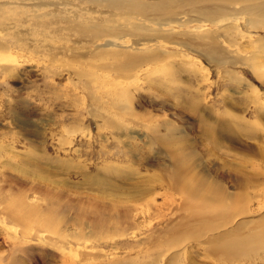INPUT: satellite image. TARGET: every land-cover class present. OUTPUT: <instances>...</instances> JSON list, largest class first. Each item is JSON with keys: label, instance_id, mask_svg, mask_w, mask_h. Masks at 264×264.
Masks as SVG:
<instances>
[{"label": "rangeland", "instance_id": "374dc122", "mask_svg": "<svg viewBox=\"0 0 264 264\" xmlns=\"http://www.w3.org/2000/svg\"><path fill=\"white\" fill-rule=\"evenodd\" d=\"M125 1L0 0V191L59 215L0 264H264V19Z\"/></svg>", "mask_w": 264, "mask_h": 264}, {"label": "bare ground", "instance_id": "6f19581e", "mask_svg": "<svg viewBox=\"0 0 264 264\" xmlns=\"http://www.w3.org/2000/svg\"><path fill=\"white\" fill-rule=\"evenodd\" d=\"M183 1H185V0H183ZM199 1H201V3H204V2L214 3L220 7V9L218 10V12H219L218 18L216 17V19L213 21L207 20V19L199 20V26L194 28V30H195L194 32H196L198 35H201V37H203V38L205 37L206 39L208 38V36H206L207 34L205 33L206 32V26L209 23L215 24L216 26H218L221 29V27L222 28L225 27V25H228V23L231 25L233 24L235 26L237 21L239 19L243 18L242 14H246L250 17H253L255 22H256V19H264V0H199ZM125 2H126L125 0H109L110 6L116 10L125 9L127 7V5L124 4ZM161 8H162V6H161ZM163 13H164V11H162V14ZM163 15H165V13ZM186 16H187V14H183V13L179 14V13L175 12V13H170L169 15H167V17L163 16V17H165V19H162V20H159L156 18H151L152 20H150L149 18H147L148 20L143 19L145 26L143 25L144 27L140 26L139 28H141V30L146 31L147 29L145 27L147 25L145 22L150 21V22H152L153 25L156 26V27H153L154 31L156 30L157 32H162V33L165 32V34H172L173 32L176 31L174 29V26L179 25V27H180L181 24H183V22L189 17V15H188V17H186ZM159 18H161V17H159ZM244 19H245V16H244ZM238 24L239 23H237L236 25H238ZM253 26H254V24H253ZM235 28H238V27L236 26ZM230 29H232V28H230ZM234 32H237V31H234ZM226 33L227 32H225V34L223 35L224 38L227 35ZM239 34H240V32H239ZM210 40H211V44L214 45V43H215L214 37ZM95 44H97V46H102L104 48L109 47V48H112L113 50L123 49L125 51H130L131 53H132V51L135 50V52L138 51L139 54H144L147 51L154 49L153 48L154 46L156 48H158L156 46L158 44V42L156 40H151V39L150 40L147 39V40H144L142 42H135L133 44L130 43V45H129L128 43L120 41V39L117 37H112V38H106V39L101 38L98 41H96ZM0 49H3L1 46V42H0ZM3 53H5V52H3ZM135 54H136V56H134V54H133L132 57L135 60L139 59L140 55L137 53H135ZM2 57H6V56L0 55V66L2 63H4L3 62L4 58L2 59ZM134 59H132V60L134 61ZM8 61H9V59H8ZM129 63H130V60H129ZM250 66L256 71L259 70L258 69L259 67L257 68V65H255V64H253V65L251 64ZM125 67L127 68V66H125ZM256 73L258 75L259 72H256ZM137 75H138V73H136L135 76H134V74H132V75L130 74L129 79L131 81L135 80L137 78L136 77ZM120 91L121 92L119 94L126 96L125 94H127V93L124 90H120ZM117 96H118V94H117ZM18 196L8 194L4 190L0 191V245H3L8 249V252L10 253L9 256H12L14 251L20 249L22 243L26 239L33 240L34 242L40 243V244L53 245V242L51 240L52 237H49V236L44 235V234H40L39 233L40 229L38 230L37 226L42 224L47 229H49V228L51 229L54 226V224H56V222L59 221L58 220L59 219L58 214L55 215V213H54V216H48L51 212V209L44 211L43 209H40V207L37 204L27 202L26 199H23V197H20V195H18ZM96 225H101L102 227H104V224H102V223H97ZM32 231H34V233ZM40 232H42V231H40ZM237 241H239L238 243L241 244L240 240H237ZM237 241H235L236 244H237ZM244 241H246V240H244ZM263 246H264V244H263ZM247 248H248L247 245H241V248L239 247L241 253L240 252H238V253H240L241 256H243L245 253L247 256L252 251V250H248ZM236 249L239 251L238 246ZM234 251H236V250H234ZM9 256H8V258H9Z\"/></svg>", "mask_w": 264, "mask_h": 264}]
</instances>
